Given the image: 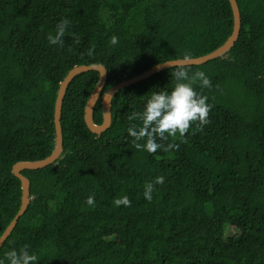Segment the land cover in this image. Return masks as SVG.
Wrapping results in <instances>:
<instances>
[{"label": "trees", "instance_id": "obj_1", "mask_svg": "<svg viewBox=\"0 0 264 264\" xmlns=\"http://www.w3.org/2000/svg\"><path fill=\"white\" fill-rule=\"evenodd\" d=\"M237 1L234 47L185 66L212 82L195 86L211 105L208 123L158 141L167 150H137L127 117L150 91L175 86V67L118 91L101 136L84 119L99 72L71 81L62 157L23 171L32 199L0 259L27 247L37 264H264V0ZM62 19L63 44L51 45ZM233 26L229 0H0V237L21 205L13 166L52 153L59 86L74 66L103 64L105 92L160 62L215 50ZM94 120L103 121L101 100ZM158 176L149 202L144 186ZM123 196L130 206L117 207Z\"/></svg>", "mask_w": 264, "mask_h": 264}, {"label": "clouds", "instance_id": "obj_2", "mask_svg": "<svg viewBox=\"0 0 264 264\" xmlns=\"http://www.w3.org/2000/svg\"><path fill=\"white\" fill-rule=\"evenodd\" d=\"M69 24L68 19H62L57 23L55 34L47 37L51 45L63 44V37ZM117 42V37H112L111 43L115 45ZM161 67H170V65L167 62H160L156 65L157 69ZM171 75L176 83L170 91L165 89L150 91L142 109L133 110L127 117L129 122L127 135L132 138L137 150L146 151L149 154L156 153L158 149L167 150L164 144L158 141H164L177 135L183 137L195 122L199 123L201 129L208 123L211 105L207 103L206 96L195 90V86L210 89L212 87L210 78L204 71H195L190 74L184 65H176ZM163 183L164 177L158 176L154 183L145 184L144 199L150 202L153 198L154 185ZM86 203L89 206L93 205L94 197L89 196ZM114 203L117 207L121 205L128 207L131 202L127 196H123L116 199ZM0 264H37V256L30 254L27 247L19 251L11 249L6 252L3 259H0Z\"/></svg>", "mask_w": 264, "mask_h": 264}, {"label": "water", "instance_id": "obj_3", "mask_svg": "<svg viewBox=\"0 0 264 264\" xmlns=\"http://www.w3.org/2000/svg\"><path fill=\"white\" fill-rule=\"evenodd\" d=\"M229 2L231 4V9L233 13V21H234L232 34L225 41V43H223L220 47L216 48L215 50L207 54L197 56V57H188L187 59L178 58V59H171V60L165 61L169 63L170 67H161L157 69L156 68L157 64H156L150 69L144 71L143 73L139 75L123 80L113 85L111 88H109L105 92H103V90L108 80V70L103 64H99V63L80 64V65L74 66L67 73L65 78L60 83L56 102H55L54 123H55L56 137H55V147L52 153L49 156L42 158V159H38V160L18 161L13 166L12 171L14 175L17 176L21 181V189H22L21 205L14 219L11 221V223L8 225V227L5 229V231L0 237V251L4 243L7 241V239L12 234L21 216H23L25 212L27 211L28 206L32 199L31 182H30V179L23 173V171L45 168L53 164L54 162H56L58 159L62 157V154L64 151V136H63V127H62L63 103H64L65 95L67 92V88L69 87L71 81L77 75H80L88 71H98L99 72V80L95 88L91 92L87 100L86 106H85L84 119L90 131L101 136L102 133L106 132L112 125L113 119H112V113H111V102H112L113 97L116 95L118 91L132 84L148 79L151 76L155 75L156 73L163 71L167 68L175 67L176 65L193 66V65L204 64L212 59L222 57L234 47L236 41L238 40L240 36L242 19H241V11H240L238 1L229 0ZM99 100H101L102 115H103V121L101 124L95 123V120H94V110Z\"/></svg>", "mask_w": 264, "mask_h": 264}, {"label": "rangeland", "instance_id": "obj_4", "mask_svg": "<svg viewBox=\"0 0 264 264\" xmlns=\"http://www.w3.org/2000/svg\"><path fill=\"white\" fill-rule=\"evenodd\" d=\"M235 231H236V229L235 228H232V229H230V231L228 232V234H234Z\"/></svg>", "mask_w": 264, "mask_h": 264}]
</instances>
